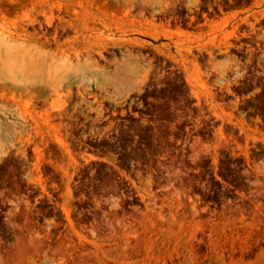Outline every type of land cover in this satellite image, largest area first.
<instances>
[{"label": "rangeland", "instance_id": "374dc122", "mask_svg": "<svg viewBox=\"0 0 264 264\" xmlns=\"http://www.w3.org/2000/svg\"><path fill=\"white\" fill-rule=\"evenodd\" d=\"M139 1L0 0V40L100 67L0 61V264H264V0Z\"/></svg>", "mask_w": 264, "mask_h": 264}, {"label": "bare ground", "instance_id": "6f19581e", "mask_svg": "<svg viewBox=\"0 0 264 264\" xmlns=\"http://www.w3.org/2000/svg\"><path fill=\"white\" fill-rule=\"evenodd\" d=\"M125 3H129V4H131V3H135L134 4V6H135V9L137 10V13H140L142 10H141V8H142V3H141V1H139V0H125ZM128 5V4H127ZM132 5V4H131ZM50 6V7H49ZM48 7H49V9H48V13H50V14H48V16L49 17H47L46 16V13H45V11L46 10H43L41 13L43 14V16L45 17L44 18V21H45V19H46V27H50V26H52V24H51V22H53V17H52V10L53 9H56L57 10V12H59V11H61L62 9L60 8L61 6L59 5V6H54V5H52V6H54L53 8H52V6L51 5H49ZM134 6H133V8H134ZM132 8V7H131ZM61 9V10H60ZM133 10V9H132ZM64 11H66V9H64ZM73 11H74V9H73ZM60 13V12H59ZM64 13V12H63ZM129 13V12H128ZM54 15V14H53ZM127 15V14H126ZM57 16V15H56ZM114 17V16H113ZM55 19V18H54ZM59 20V19H58ZM78 20V19H77ZM76 20V21H77ZM61 20H59V22H60ZM63 21V20H62ZM75 21V19L71 22V20H70V22L68 21V23H67V25L66 26H64V27H62V29H63V31L65 32V33H73V36L74 35H76V36H79V35H82V37H83V39H85L84 38V36H83V34L84 33H89L90 35L89 36H91V34L93 35L94 34V30L92 29V28H90V27H87V26H83V25H79L78 23L76 24V23H73ZM117 21V20H116ZM123 21V20H122ZM118 23V22H117ZM57 26V25H56ZM54 26V28L52 29V30H54V31H56L59 27L57 26ZM59 31V30H58ZM53 32V31H52ZM62 32V31H61ZM61 32H60V34H61ZM63 32V33H64ZM70 33V34H71ZM78 34V35H77ZM96 34V33H95ZM85 35V34H84ZM98 35V34H97ZM100 35V34H99ZM88 36V35H87ZM93 36H95V35H93ZM69 37V36H68ZM80 37V36H79ZM81 37V38H82ZM101 37H103V36H101ZM152 38H156L155 36H151ZM78 38V37H77ZM93 38V37H92ZM106 38V37H105ZM3 39H5V38H3ZM73 39H75V37H73ZM96 39H99L98 41H97V43H95V45H97V46H100L101 44H103V46H106V47H109L108 46V44H112V45H110V46H114L115 48H122L123 46H126L127 44H132V45H134V46H139V47H143L144 46V44H143V42L142 41H137V40H135V41H132V40H129V41H127V40H125V41H122V42H119V41H117V40H111L110 42L108 41V43H106L104 40H102V39H100V38H96ZM107 39V38H106ZM157 39V38H156ZM10 40H12V39H10ZM78 40H80L79 38H78ZM15 41V40H14ZM82 41H84V40H82ZM81 41V42H82ZM96 41V40H95ZM78 42V41H77ZM75 43V42H74ZM79 43H80V41H79ZM78 43V44H79ZM82 43H84V42H82ZM13 45L15 44V43H12ZM9 41H5V40H0V61L1 60H7V59H9V58H14V60L17 62L16 64H18V63H20V64H22L23 65V63L25 62V59H27V58H30V59H33V62H35V71L37 72V74L34 76V80L35 79H37V80H45L46 82H49V83H51V85L53 86V88L54 89H58V88H61L62 87V85H63V82L64 81H66L67 82V80H69L70 78H72L71 76H74V75H78L79 73H81V72H83L84 70H87V68H91L90 70H93V71H95V70H97L98 71V64H97V62H95L94 60H92V58L90 59L89 57H87L84 61V63L82 64V66L81 65H79L78 63H76V65L74 66V65H72L71 63H68L67 62V59H66V56H64V57H62V60L60 59V61H58V62H52L51 64H46V62H45V58L47 57V54H45V53H43L41 50H39V49H35V48H33L34 50L33 51H30V49L29 50H18L19 49V47H17V45H15L18 49L16 50V48L15 47H13V45H12ZM87 44V43H86ZM88 44H91V42H89L88 41ZM93 44V43H92ZM91 44V45H92ZM74 45H76L77 46V44H74ZM84 45V44H83ZM83 45L81 44V46L83 47ZM72 47V46H71ZM78 47H80V45H78ZM89 47H92V46H90V45H88V48ZM81 48V47H80ZM102 48H105V47H102ZM79 54L77 53V52H74V57L76 58V59H78V56ZM51 57H53V56H51ZM81 59V58H80ZM79 60V59H78ZM30 63V62H29ZM8 64V65H7ZM15 64V65H16ZM31 64V63H30ZM6 65H7V67L9 68L10 66H9V62L7 61V63H5V64H3V67H6ZM12 67V66H11ZM25 67V66H24ZM32 68H33V66H31ZM31 68V69H32ZM100 68V67H99ZM12 69V68H11ZM8 70V69H7ZM33 70V69H32ZM101 70V69H100ZM40 71H41V73H40ZM9 72V71H8ZM23 73V72H22ZM22 76H24V74H21ZM97 77V76H96ZM146 78V75L144 76V79ZM65 83V82H64ZM97 84V83H96ZM54 91V90H53ZM55 92H57V91H55ZM68 93V92H67ZM26 106H27V104H26ZM59 107V106H58ZM23 114V113H22ZM23 116V115H22Z\"/></svg>", "mask_w": 264, "mask_h": 264}, {"label": "flooded vegetation", "instance_id": "af4514ba", "mask_svg": "<svg viewBox=\"0 0 264 264\" xmlns=\"http://www.w3.org/2000/svg\"><path fill=\"white\" fill-rule=\"evenodd\" d=\"M237 1L238 0H217V1H214V0L202 1L201 0V1H198V3H200V5L203 8L201 10H198V12L195 14V16L185 14L183 17H180V18L176 17V19H177L176 21H178V23L181 26L188 27L191 29H196V28L205 27V26L207 27L208 26L207 22L216 21V19L220 18V16L224 12V7L229 6V5H234ZM179 10H181V9H179ZM168 21L169 20H167L166 22H168ZM173 21H175V19ZM167 38H169V37H167ZM142 48H146V47H142ZM83 49L86 53L88 51H97V50H93L92 47H89V48L84 47ZM84 51H82V52H84ZM96 53L99 54L101 52L97 51ZM100 56H101V54H100ZM164 60H167V62H165ZM169 62H170V60L168 57H163L161 64L168 63V69H170L171 67H169Z\"/></svg>", "mask_w": 264, "mask_h": 264}]
</instances>
